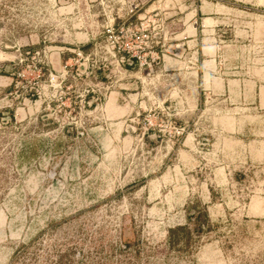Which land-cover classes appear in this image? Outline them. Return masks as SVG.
<instances>
[{
	"label": "rangeland",
	"instance_id": "1",
	"mask_svg": "<svg viewBox=\"0 0 264 264\" xmlns=\"http://www.w3.org/2000/svg\"><path fill=\"white\" fill-rule=\"evenodd\" d=\"M87 1L0 0V264H264V0L218 8L205 80L163 71L188 0L112 37L69 22ZM129 25L148 65L114 52Z\"/></svg>",
	"mask_w": 264,
	"mask_h": 264
},
{
	"label": "crops",
	"instance_id": "2",
	"mask_svg": "<svg viewBox=\"0 0 264 264\" xmlns=\"http://www.w3.org/2000/svg\"><path fill=\"white\" fill-rule=\"evenodd\" d=\"M132 4L138 6L137 13L154 10V7L147 4V0H104L103 3H99L98 0H88L87 20L80 22L69 19V22L74 23L75 28L85 31L117 26L130 18L133 20L140 18V15L136 16V12H130ZM230 6L233 5L227 0H188L187 4L182 6L181 14L173 19L172 25L175 26V30H173L169 46L170 55L163 57V71H185L189 76L190 70L193 71L197 63L201 66L199 71L204 80L206 77L216 79L221 77L220 49L204 38V32L219 25L218 8ZM167 9L173 11V7H167ZM174 13L176 12L169 14ZM76 38L82 39L80 41L82 46L92 45L94 41L90 33L76 34ZM191 73L194 74V72Z\"/></svg>",
	"mask_w": 264,
	"mask_h": 264
},
{
	"label": "built area",
	"instance_id": "3",
	"mask_svg": "<svg viewBox=\"0 0 264 264\" xmlns=\"http://www.w3.org/2000/svg\"><path fill=\"white\" fill-rule=\"evenodd\" d=\"M134 8L130 10L132 13ZM111 37L114 35V26H110L108 30ZM118 35L114 37V52L116 54H122L121 62L123 64L138 63L140 66L148 65L147 58L152 55L150 49L152 48V37L148 34L140 31L136 28H132V25L123 26L118 29ZM120 41V43L118 42ZM158 44V42H157ZM114 53V56H115ZM157 56V54L155 53Z\"/></svg>",
	"mask_w": 264,
	"mask_h": 264
},
{
	"label": "trees",
	"instance_id": "4",
	"mask_svg": "<svg viewBox=\"0 0 264 264\" xmlns=\"http://www.w3.org/2000/svg\"><path fill=\"white\" fill-rule=\"evenodd\" d=\"M128 65V64H127ZM205 212H198L197 216L194 217V221H193V224L197 227L196 229L198 230L199 228V224L201 223V218L202 216L205 217L206 219V213L204 214ZM192 220V219H191ZM195 229V230H196ZM177 232H184V235H185V238H186V242L188 243V240L191 238V233L188 229V227L186 226H181V227H176V228H173V229H170L169 230V239H171L172 235L176 234Z\"/></svg>",
	"mask_w": 264,
	"mask_h": 264
}]
</instances>
